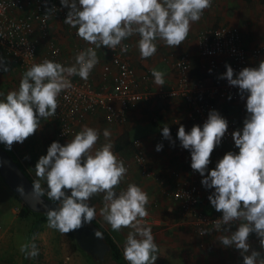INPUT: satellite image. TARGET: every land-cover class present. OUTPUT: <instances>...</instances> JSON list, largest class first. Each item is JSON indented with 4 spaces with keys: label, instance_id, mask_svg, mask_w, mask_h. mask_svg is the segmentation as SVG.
<instances>
[{
    "label": "clouds",
    "instance_id": "1",
    "mask_svg": "<svg viewBox=\"0 0 264 264\" xmlns=\"http://www.w3.org/2000/svg\"><path fill=\"white\" fill-rule=\"evenodd\" d=\"M61 4L70 9L64 23L77 29L76 35L95 47L78 52L71 66L45 59L24 72L18 89L9 91L0 101V142L8 150L14 142L23 143L33 135L41 118L56 115L57 97L73 87L71 76L78 75L85 81L89 78L99 63L96 49L105 46L115 50L134 35L139 36L141 58L156 53L157 39L175 48L186 40L191 24L201 19L212 0H61ZM121 51L127 52L128 45H123ZM225 67L222 78L238 86L241 99L247 94L248 115L243 128L231 134L239 152H226L215 168L208 169L211 153L228 130L227 120L216 110L209 112L202 128L193 125L186 132L181 125L177 137L181 146L190 151L191 168L202 176V185L214 189L208 199L222 213L215 230L227 233L218 237L219 243L240 250L243 264H264L261 252L250 251L248 242L250 234L255 233L264 248V60L258 67H244L235 78L233 68L227 64ZM0 68L8 70L3 57ZM152 76L159 87L165 84L164 72L153 69ZM99 136L97 129L85 125L66 144L53 141L35 165L39 179L32 182V193L45 196L41 180L46 181L47 198L58 205L46 206L48 227L61 234L91 224L96 209L89 206V200L104 193L103 219L113 231L130 229L123 246L124 259L128 264H155L158 245L151 226L145 222L149 197L134 183L117 194L115 188L128 169L113 151L111 132L104 129L106 142L96 148ZM162 136L171 139L167 125L162 128ZM162 148V144L156 145V151ZM18 190L23 194L22 186ZM68 190L70 195L66 194ZM233 224L238 225L235 231L231 230ZM94 235L102 239L101 232L95 231ZM20 251L26 258L39 254L34 242L23 244Z\"/></svg>",
    "mask_w": 264,
    "mask_h": 264
},
{
    "label": "crops",
    "instance_id": "2",
    "mask_svg": "<svg viewBox=\"0 0 264 264\" xmlns=\"http://www.w3.org/2000/svg\"><path fill=\"white\" fill-rule=\"evenodd\" d=\"M58 1L61 2V0ZM259 18H264V0H212V6L204 11L201 19L191 24L186 40L175 48H170L162 40L157 39L156 53L149 58H141L137 47L139 36L134 35L123 40L122 43L129 44L125 55L137 70L138 75H142L149 69L160 70L165 74V84L159 87L153 80L154 96L134 104L127 113V122L124 126L109 123L107 113L97 109L76 124L75 131L69 138L60 139L57 135L58 126L53 118L49 117L47 120L41 118L40 126L33 135L26 138L23 143L14 142L15 147L19 149L18 156L33 179L36 180L39 178L36 176L35 165L42 155L47 154V149L53 141L62 145L66 144L83 126L87 125L100 132L96 144V148H99L106 142L103 131L108 129L111 132L114 153L119 154L125 163L129 164L124 179L115 188V191L117 190L118 194L126 189L129 183H134L141 187L149 197L148 205L152 209V214L150 221L146 224L151 226L155 242L158 245L155 264H171L172 257H175L174 263L176 264H243L240 250L235 246L224 247L219 243L218 237L227 235V233L216 231L215 225H212L207 229L206 234L199 236L195 231L194 224L185 217L178 203L163 193L164 187L166 189L175 187V178L173 177L175 170H180L183 176H188L189 150L181 146L177 137L179 127L183 125L185 131L190 132L193 125H199L202 128L203 124L198 119L190 118L188 104L182 96L168 97L163 96L162 92L176 84L177 71L174 63L185 53L190 56V74L193 80L204 79L208 85L219 81L217 70L210 68L206 60L199 54L198 34L206 26H238L242 31L244 47L248 51L247 65L248 67H258L260 61L264 59L261 56L253 55L256 47L264 44V28L258 29L255 23V20ZM50 24L52 37L61 47L63 56L72 65L75 63L76 54L80 52L76 47L86 48L87 42L74 36L61 19L53 18ZM36 37H39L38 33ZM41 48L43 49L42 46ZM96 51L99 63L93 68L88 79L97 88L104 83L112 85L116 77V70L114 68L109 72L104 70V67L111 63L110 56L101 48ZM0 57H3L8 65L7 71L0 68L2 76L0 88L3 89L2 100H5L4 93L18 89L23 73L14 59L1 49ZM224 61L225 65H229L228 58H225ZM76 77L80 78L78 75ZM246 96L247 94L244 99L240 97L236 100L211 99L209 100L213 104L211 110L218 111L222 116L230 115L243 124L248 115ZM166 125L170 129L171 139H162V128ZM135 139L142 140L148 159L147 167L157 177L161 176L163 183L153 176H145L139 164L134 161L135 146L133 142ZM157 144L163 145L161 151H156ZM118 146L121 150L116 149ZM229 151L235 152L228 145H217L211 153L208 169L215 168L218 160ZM199 179L202 180L201 175ZM5 183L0 176V263L1 259L9 255H23L20 248L23 244H30L28 237L31 236L22 217L16 214L14 217L8 215L10 211L13 213L14 199L17 196ZM41 184L47 183L45 180H41ZM2 193H6V196L3 195L7 199L6 201L2 200L4 199ZM66 194L70 195V190ZM104 195V193H98L89 200V206H94L96 209L95 219L100 223L102 222L99 219L105 221L101 215V209L105 205ZM201 210L204 213H219L210 202L201 207ZM14 218H16V226L20 233H16L10 227ZM237 227V224H233L231 230L235 231ZM107 230L110 232L109 229ZM121 231L126 240L125 232H129L128 228H122ZM254 235L252 233L249 236L250 251H259L264 257V248L260 247L259 238L252 239L255 237ZM84 253L80 249L72 250L69 253L64 247L58 254L61 255L59 259L63 264H80V262L87 264L89 258Z\"/></svg>",
    "mask_w": 264,
    "mask_h": 264
},
{
    "label": "built area",
    "instance_id": "3",
    "mask_svg": "<svg viewBox=\"0 0 264 264\" xmlns=\"http://www.w3.org/2000/svg\"><path fill=\"white\" fill-rule=\"evenodd\" d=\"M68 11V7L63 6L58 0H0V49L14 59L23 74L32 64L41 63L45 59L71 66L69 60L63 56L61 47L52 37L50 24L53 18L64 21ZM65 25L78 37L77 29ZM37 33L39 37H36ZM198 39L199 54L210 68L217 70L219 81L208 85L204 79L193 80L190 74V56L185 53L174 63L177 71L176 84L162 92V95L182 96L188 104L190 118L198 119L204 124L213 108L209 100L229 99V96L236 100L241 97L238 86H232L226 78H222L227 70L224 60L228 58L235 77L240 70L248 67V51L244 47L242 31L238 26H206L199 32ZM125 44L129 47L128 43H121L115 50L101 46V49L109 54L111 62L104 70L106 72L112 68L116 70L112 85L104 83L97 88L89 79L85 81L76 76L70 77L73 87L61 92L57 97L58 108L56 115L52 116L58 126V138H69L74 133L76 124L97 109L107 113L109 123L124 126L129 109L134 104L154 96L152 70L138 75L125 52L121 51ZM88 47L95 46L87 43L86 48ZM76 48L77 51L86 49L79 46ZM253 55L264 58V44L256 47ZM223 117L228 122V130L219 145H228L238 153L239 149L235 146L231 134L237 129H242L243 124L230 115ZM133 144L134 161L139 164L142 173L148 177L153 176L163 183L162 177H157L147 167L148 159L142 140L135 139ZM116 155L123 160L119 154ZM125 166L129 168L128 163H125ZM199 176L200 173L191 168V153L188 151V176H183L180 170H175L173 172L175 187L173 189L164 187L163 193L178 203L185 217L194 224L197 234L202 236L201 231H207L210 226L215 225L222 213H204L201 210V207L210 202L208 196L214 189L205 188ZM146 210L147 223L150 221L152 209L146 205Z\"/></svg>",
    "mask_w": 264,
    "mask_h": 264
},
{
    "label": "rangeland",
    "instance_id": "4",
    "mask_svg": "<svg viewBox=\"0 0 264 264\" xmlns=\"http://www.w3.org/2000/svg\"><path fill=\"white\" fill-rule=\"evenodd\" d=\"M255 23H256V26L258 27V29L264 28V18L256 19ZM0 79H2L1 75H0ZM2 90L3 89L0 88V101H2ZM6 95H7V93H4V97H6ZM12 148L16 152L19 151V149L17 147H15L14 143L12 145ZM41 186L45 189V193H46L47 192V184H41ZM116 192H118V191L116 190ZM3 195L6 196V193H2V196ZM4 196L2 198H4ZM2 200L6 201L7 199L4 198ZM14 201H15V203L13 204V206H14L13 213L9 210L10 212L8 215L10 217H14L15 216L14 214L19 215L26 222L28 232L30 233L32 231L31 236L28 237L29 242L30 243L34 242L36 244V246L39 250V254L35 258H32V257L26 258L25 254L20 255V256H16L15 254L9 255V256L5 257L4 259H1L0 264H63V262L59 259L61 255L58 253L61 252L64 249V247L67 248V251L69 253H71V251H72L65 234H61L56 229L49 228L48 223H44L40 227H34L33 228V222H34L33 216H26L27 213H24V210H23L24 205H23L22 201L20 200V198L18 199V197H17L14 199ZM99 220L102 222L101 223L102 226L109 229L110 232L112 231L111 234L113 235L115 240L119 243V245L123 248L124 243H125V238H124L122 231L121 230L119 232L113 231L111 229V227L108 226L109 225L108 223H106L105 221H103L101 219H99ZM10 227L16 233H20L18 227L16 226V218L13 219ZM124 229H126V228H124ZM128 230L130 231V229H128ZM127 233L128 232H125V235H127ZM253 234H255V233H253ZM254 236L255 237H252V239L257 237L256 234ZM33 238H35V239L33 240ZM257 239H258V237H257ZM84 254L87 255V253H84ZM87 258H89L87 264H111L110 263L111 260L109 257H106L104 259V260H107L106 263H104V260L102 262H96V260L91 259L88 255H87ZM175 260H176L175 257H172V263L171 264H176V263H174ZM80 264H81V262H80Z\"/></svg>",
    "mask_w": 264,
    "mask_h": 264
},
{
    "label": "water",
    "instance_id": "5",
    "mask_svg": "<svg viewBox=\"0 0 264 264\" xmlns=\"http://www.w3.org/2000/svg\"><path fill=\"white\" fill-rule=\"evenodd\" d=\"M0 176L20 198L23 205L31 211L46 213L47 207L55 208L58 206L56 202L48 200L46 195L40 198L32 193V181L30 178L25 174L13 156L1 147ZM20 186L24 189L23 194L18 190ZM39 200H42L43 203L38 202ZM95 231L102 233V239L95 237ZM73 233L79 246L92 258L97 261H103L106 258L111 246L97 225L93 222L91 224H84L83 227L73 231Z\"/></svg>",
    "mask_w": 264,
    "mask_h": 264
},
{
    "label": "trees",
    "instance_id": "6",
    "mask_svg": "<svg viewBox=\"0 0 264 264\" xmlns=\"http://www.w3.org/2000/svg\"><path fill=\"white\" fill-rule=\"evenodd\" d=\"M55 121V120H54ZM0 147L4 150H6L10 155L13 156V158L16 160V162L20 165V167L22 168V170L25 172V174L30 178V180L33 182L34 179L32 177V175L29 173V171L27 170V168L25 167V164L23 163V161L20 159V157L18 156L17 152L12 148L11 146V150H8V148L5 146V144L3 142H0ZM117 150H121V148L118 146V148H116ZM46 195V193H45ZM47 196V195H46ZM18 197V196H17ZM19 199V197H18ZM24 213H27L26 216H33L34 218V222H33V228L34 227H40L42 224L44 223H48L47 221V215L46 213L43 212H34L31 211L29 208H27L25 205L23 207ZM95 225H97L103 232L105 239L107 240V242L110 244L111 249L110 251L107 253L106 257L110 258V263L111 264H128V262L124 259L123 256V248L119 245V243L115 240V238L113 237V235L107 230L105 229L101 223L99 221H97L96 219H94L92 221ZM32 232V231H31ZM68 243L70 244V247L72 250H77L80 249L83 252H85L77 243L76 238H75V234L72 232L65 234ZM86 253V252H85ZM91 259L95 260L94 258H92L89 254H87ZM96 262H102V261H97ZM107 260H104V263H106Z\"/></svg>",
    "mask_w": 264,
    "mask_h": 264
}]
</instances>
